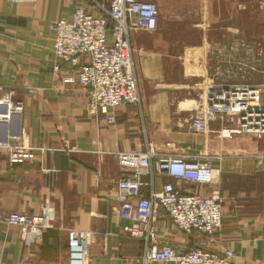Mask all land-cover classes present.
Segmentation results:
<instances>
[{"label":"crops","instance_id":"0c3cea01","mask_svg":"<svg viewBox=\"0 0 264 264\" xmlns=\"http://www.w3.org/2000/svg\"><path fill=\"white\" fill-rule=\"evenodd\" d=\"M139 1L158 9L155 32L129 37L140 104L117 108L110 126L88 114L75 69L51 51L54 22L69 19L78 6L93 15L99 8L88 0L19 5L0 0V87L13 90L22 104L10 121L0 123V139L18 138L38 150L33 163L12 166L0 151V215H35L43 205L55 215L54 228L29 246L17 228L0 224V264H68L72 229L91 233L86 264H141L144 243L123 232L127 223L114 214L113 196L116 154L144 150L146 141L162 156H209L213 171H204V184L183 189L205 197L218 191L222 199L221 228L211 241L197 233L185 236L160 214L159 245L231 250L232 264H264V138L212 137L217 121L209 125L210 137L188 130L215 81L214 66L227 61L231 43L250 48L253 27L264 25V0ZM166 182L157 178L155 187Z\"/></svg>","mask_w":264,"mask_h":264},{"label":"built area","instance_id":"2783aa9c","mask_svg":"<svg viewBox=\"0 0 264 264\" xmlns=\"http://www.w3.org/2000/svg\"><path fill=\"white\" fill-rule=\"evenodd\" d=\"M37 0H7L12 5L35 4ZM99 8L97 15L76 7L69 19L51 25L52 54L55 59L75 69V80L85 91L87 112L115 124L113 112L120 107L140 104L134 70L131 32L153 33L157 29L158 9L154 3L139 0H88ZM231 43L227 61L215 65L213 82L205 91L202 108L188 123V130L202 135L211 121H217L216 135L224 139L235 136L264 138V83L252 84L253 45ZM217 55H223L216 50ZM242 54L237 61L231 54ZM237 57V56H236ZM222 60L224 58H221ZM260 61V59H259ZM57 69V68H56ZM234 78L235 83H225ZM13 90L0 87V123H7L21 109ZM172 148V145H168ZM0 151L9 166L33 163L37 149L26 147L18 138L0 139ZM119 177L113 200L114 214L127 225L123 232L144 243L141 264H232L231 250L214 253L195 247L191 250L159 245L155 223L160 214L168 218L185 236L194 233L211 238L221 228L222 199L218 191L209 197L183 187L204 184V171H213V163L205 155H159L156 145L146 141L144 150L116 154ZM157 178L168 182L155 187ZM145 179V180H144ZM211 179V177H210ZM143 189H145L143 191ZM54 210L43 205L38 214L16 212L0 215V224L20 231L26 246L40 240L54 228ZM91 233L67 231L68 264H86Z\"/></svg>","mask_w":264,"mask_h":264},{"label":"rangeland","instance_id":"374dc122","mask_svg":"<svg viewBox=\"0 0 264 264\" xmlns=\"http://www.w3.org/2000/svg\"><path fill=\"white\" fill-rule=\"evenodd\" d=\"M262 23H263V19H262ZM252 39H253L252 61H254V63H252V74L248 82L252 84H260V83H264V25L263 24H261L260 27H253ZM261 99L264 102V94L261 95ZM202 135L210 137L211 133L208 130ZM211 136L216 137L217 135L215 133H212ZM235 137H241V136H235Z\"/></svg>","mask_w":264,"mask_h":264},{"label":"trees","instance_id":"16d2710c","mask_svg":"<svg viewBox=\"0 0 264 264\" xmlns=\"http://www.w3.org/2000/svg\"><path fill=\"white\" fill-rule=\"evenodd\" d=\"M47 232V231H46Z\"/></svg>","mask_w":264,"mask_h":264}]
</instances>
